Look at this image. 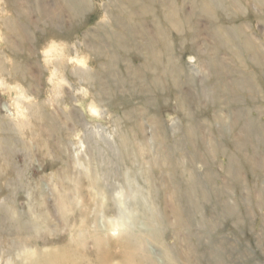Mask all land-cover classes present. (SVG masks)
Wrapping results in <instances>:
<instances>
[{
	"label": "rangeland",
	"instance_id": "1",
	"mask_svg": "<svg viewBox=\"0 0 264 264\" xmlns=\"http://www.w3.org/2000/svg\"><path fill=\"white\" fill-rule=\"evenodd\" d=\"M0 264H264V0H0Z\"/></svg>",
	"mask_w": 264,
	"mask_h": 264
},
{
	"label": "bare ground",
	"instance_id": "2",
	"mask_svg": "<svg viewBox=\"0 0 264 264\" xmlns=\"http://www.w3.org/2000/svg\"><path fill=\"white\" fill-rule=\"evenodd\" d=\"M101 194H103V196H104V193H101ZM64 197H63V199L59 202V204H60V209H62V211L63 212H65V208H66V206H65V204H64ZM122 204H124V203H122L121 202V205ZM124 209V210H123ZM133 210V209H132ZM122 211H125V205H124V207L122 208ZM125 224V222H123V221H119V222H117L116 224H113V223H111V229H116V227H118L119 225H124ZM125 233H128V234H131V231L129 230V227H127V229L125 230V232H124V234ZM136 235H138L137 236V239H136V244H137V246L140 248V249H144L145 248V245H146V242H147V237H150V240H151V238L153 239V240H155V241H157V242H159V243H162L161 242V238H160V236L159 235H157V234H154V235H145V234H142V233H140V234H136ZM96 236H98V237H96L97 239L96 240H99L100 239V237H99V235H96ZM170 259V261H175L174 259H173V257H170L169 258Z\"/></svg>",
	"mask_w": 264,
	"mask_h": 264
}]
</instances>
